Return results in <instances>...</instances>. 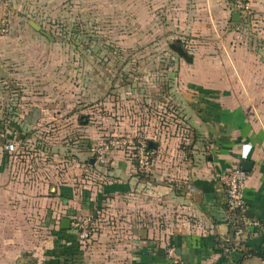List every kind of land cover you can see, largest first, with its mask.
Instances as JSON below:
<instances>
[{
    "label": "crops",
    "instance_id": "0c3cea01",
    "mask_svg": "<svg viewBox=\"0 0 264 264\" xmlns=\"http://www.w3.org/2000/svg\"><path fill=\"white\" fill-rule=\"evenodd\" d=\"M151 1L163 7L164 28L178 39L169 45L175 55L171 101L193 131L173 136L159 126L160 135L147 140L158 145V165L142 175L132 155L117 153L109 166H99L91 143L50 148L31 134L64 127L59 118L73 112L80 97L57 71L26 76L35 72V49L45 48L36 36L50 41L31 24L50 34L46 24L63 0H15L0 36V264H264L255 254L264 234L229 215L218 179L251 163L247 216L264 225V44L254 39L264 42V0H250L251 17L240 22L233 21L228 0ZM50 61L40 65L49 71L57 64ZM87 92L93 100L91 84ZM118 124L105 125L117 130ZM8 143L16 145L15 154L6 151ZM81 217L92 221L88 242L72 227ZM63 220L69 229L61 228Z\"/></svg>",
    "mask_w": 264,
    "mask_h": 264
},
{
    "label": "rangeland",
    "instance_id": "374dc122",
    "mask_svg": "<svg viewBox=\"0 0 264 264\" xmlns=\"http://www.w3.org/2000/svg\"><path fill=\"white\" fill-rule=\"evenodd\" d=\"M60 9L46 24L55 42L36 36V44L45 48L35 49V72L26 76L36 79L57 71L80 98L74 100L73 112L59 118L68 128H42L31 133L35 139L50 148L64 141L92 147L113 138L155 139L159 126L173 136L192 134L171 101L175 76L169 66L175 55L169 45H177L178 39L164 28L168 20L163 7L153 6L151 0H63ZM254 39L264 44L259 36ZM48 60L57 63L49 71L40 65ZM89 84L95 93L91 101L85 98ZM82 119L93 129H84ZM115 123L117 130L105 125Z\"/></svg>",
    "mask_w": 264,
    "mask_h": 264
},
{
    "label": "built area",
    "instance_id": "2783aa9c",
    "mask_svg": "<svg viewBox=\"0 0 264 264\" xmlns=\"http://www.w3.org/2000/svg\"><path fill=\"white\" fill-rule=\"evenodd\" d=\"M228 1L230 8L234 12L240 13L241 18L245 17V19H248L251 17L250 0ZM14 2L15 0H0V36L7 32L9 19L13 15ZM235 30L240 31L241 28L238 27ZM5 149L12 155L17 151L14 143H8ZM207 150L212 152L214 146L209 145ZM117 153L132 155L136 170L142 175H152L158 165V157L155 151L149 149L148 141H136L132 138H113L91 147L92 158L95 164L99 166H109ZM218 179L226 192L229 215L233 218L237 217L245 228H256L264 234V225L250 220L247 216L245 191L249 173L237 166L229 171L220 172ZM187 189L190 193L195 192L191 185H187ZM72 227L78 232L82 242H88L91 239L93 229L90 218H76L72 222ZM168 257L173 261L177 260L175 249L168 250Z\"/></svg>",
    "mask_w": 264,
    "mask_h": 264
},
{
    "label": "water",
    "instance_id": "95a60500",
    "mask_svg": "<svg viewBox=\"0 0 264 264\" xmlns=\"http://www.w3.org/2000/svg\"><path fill=\"white\" fill-rule=\"evenodd\" d=\"M233 21H234V22H240V13L236 12V13L233 14ZM31 26H32L36 31L41 32L42 35H44V36H45L46 38H48L50 41H54L53 37H52L50 34H48V33L44 32V31H42V29H41L40 26L36 25L35 23H32ZM172 48H173V49H174V50H175L180 56H182L185 60H188V56H187V54H186L183 50H181V49H179V48H176V47H174V46H172ZM148 147H149L150 150H153V151H157V149H158V145H157V143H155V142H153V141H150V142L148 143ZM250 167H251V163L246 162V161L242 162V166H241V168H242L244 171H246V172H250ZM70 225H71V223H70L69 220H63V221H62V227H61V228H62V229H69V228H70Z\"/></svg>",
    "mask_w": 264,
    "mask_h": 264
},
{
    "label": "trees",
    "instance_id": "16d2710c",
    "mask_svg": "<svg viewBox=\"0 0 264 264\" xmlns=\"http://www.w3.org/2000/svg\"><path fill=\"white\" fill-rule=\"evenodd\" d=\"M255 254H257L260 258H262L264 260V240L262 242V249H261V251L260 252L257 251V253H255Z\"/></svg>",
    "mask_w": 264,
    "mask_h": 264
}]
</instances>
